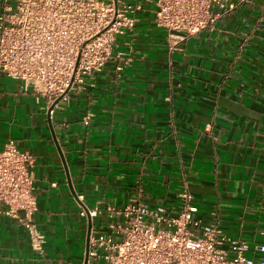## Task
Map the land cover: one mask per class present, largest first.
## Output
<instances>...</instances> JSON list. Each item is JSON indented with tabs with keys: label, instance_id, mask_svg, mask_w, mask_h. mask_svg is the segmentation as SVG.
<instances>
[{
	"label": "crops",
	"instance_id": "1",
	"mask_svg": "<svg viewBox=\"0 0 264 264\" xmlns=\"http://www.w3.org/2000/svg\"><path fill=\"white\" fill-rule=\"evenodd\" d=\"M113 1L135 8V29L51 113L0 75V149L14 141L34 157V221L47 239L39 257L26 229L0 216V264H84L90 221L91 236L108 232L107 206L176 216L184 188L202 225L247 242L261 260L264 0H229L234 9H221L213 27L176 40L156 25L152 0Z\"/></svg>",
	"mask_w": 264,
	"mask_h": 264
},
{
	"label": "built area",
	"instance_id": "2",
	"mask_svg": "<svg viewBox=\"0 0 264 264\" xmlns=\"http://www.w3.org/2000/svg\"><path fill=\"white\" fill-rule=\"evenodd\" d=\"M152 2L156 25L175 40L197 36L216 24L221 9H234L229 0ZM0 10V75L20 81L49 107L82 90L114 58L117 37L136 27L135 8L113 0H1ZM35 166L14 141L0 149V216L22 225L32 251L43 257L47 239L34 221ZM105 212L111 224L90 237L87 264H264V240L255 247L263 256L256 261L247 242L216 224L202 225L187 188L179 193L176 216L136 202Z\"/></svg>",
	"mask_w": 264,
	"mask_h": 264
},
{
	"label": "water",
	"instance_id": "3",
	"mask_svg": "<svg viewBox=\"0 0 264 264\" xmlns=\"http://www.w3.org/2000/svg\"><path fill=\"white\" fill-rule=\"evenodd\" d=\"M60 100H58L49 110V113H51L54 109V107L59 104ZM91 232H92V221H90L89 223V228H88V238H87V243H86V255H85V262L84 264L88 263V249H89V240H90V236H91Z\"/></svg>",
	"mask_w": 264,
	"mask_h": 264
},
{
	"label": "rangeland",
	"instance_id": "4",
	"mask_svg": "<svg viewBox=\"0 0 264 264\" xmlns=\"http://www.w3.org/2000/svg\"><path fill=\"white\" fill-rule=\"evenodd\" d=\"M1 1V0H0ZM1 11V10H0Z\"/></svg>",
	"mask_w": 264,
	"mask_h": 264
}]
</instances>
